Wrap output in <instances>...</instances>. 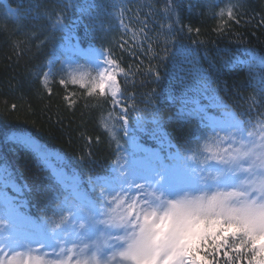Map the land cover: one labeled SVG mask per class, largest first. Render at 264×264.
<instances>
[{
    "label": "trees",
    "instance_id": "trees-1",
    "mask_svg": "<svg viewBox=\"0 0 264 264\" xmlns=\"http://www.w3.org/2000/svg\"><path fill=\"white\" fill-rule=\"evenodd\" d=\"M195 3L0 0V167L16 186L14 203L40 232L45 217L59 222L55 195L68 194L56 171L88 196L90 180L110 175L118 150L102 124L106 116L117 119L119 141L126 145V127L167 170L191 165L210 136L229 144L237 116L247 130L264 128V0H232V17H221L220 5ZM68 36L116 60L118 103L60 83L43 86L47 64ZM122 109L128 110L124 127ZM206 114L226 129L212 133ZM15 133L34 139L48 155L13 143Z\"/></svg>",
    "mask_w": 264,
    "mask_h": 264
},
{
    "label": "snow or ice",
    "instance_id": "snow-or-ice-1",
    "mask_svg": "<svg viewBox=\"0 0 264 264\" xmlns=\"http://www.w3.org/2000/svg\"><path fill=\"white\" fill-rule=\"evenodd\" d=\"M105 71L89 95L109 89L118 103L117 76ZM78 82L83 83L73 80ZM122 111L120 127L128 121V110ZM229 127L235 132L226 138V155L213 154L199 161L200 168L186 164L184 171L172 170L168 182L159 172L137 170L144 182L130 186L142 197L131 203L121 195L123 186L101 187L98 206L69 202L60 222L47 223L45 217L46 231L38 237L29 218L6 209L0 264H264V128L247 130L239 116ZM81 213L87 221H79ZM77 223L87 231L66 226ZM98 231L107 238L94 239Z\"/></svg>",
    "mask_w": 264,
    "mask_h": 264
},
{
    "label": "rangeland",
    "instance_id": "rangeland-1",
    "mask_svg": "<svg viewBox=\"0 0 264 264\" xmlns=\"http://www.w3.org/2000/svg\"><path fill=\"white\" fill-rule=\"evenodd\" d=\"M231 1L232 0H194V2H196L195 4H200L202 6L220 5L221 9L219 11V15L221 17L229 16L228 12L232 10L230 3ZM12 17L14 19L16 18L15 15H12ZM67 38L68 39L65 42H59L56 46L54 54L47 64L46 71L41 79L43 86L49 88L54 83H60V81L63 80L64 83H60L61 85L65 87H75L78 90L85 92L88 96H97L103 98L109 97L114 99L111 96L109 89L105 90L104 95H100L98 89L89 95V90L99 83L102 73L105 76L107 75V72L105 71L106 69L108 71H114L116 76H118L116 66H113L110 62H108L106 56L103 55L100 50L94 48H80L76 41H74L69 36ZM74 79L77 81L82 80L83 83H73ZM116 83L118 84V81H116ZM74 94L75 92L71 91L69 98H73ZM204 122L210 128L212 133L218 132L219 130H215L219 127L225 129V126L222 125L221 120L213 116L206 115ZM102 124L111 137L117 141L118 156L113 162L110 175L90 180L89 185L92 192L91 196H88L84 193L74 192L75 185L72 179L68 178V181L63 184V186H65L68 190L67 196L60 199L57 197V195H55L56 200L59 199L60 201L59 205L57 206V208L60 210V213L61 209L66 207L69 202L74 205L84 204L98 206L99 200L102 199L100 197L101 187H108L109 191H112L116 187L123 186L124 192L121 193V195L128 203H131L132 199L142 197V194L134 186H130L136 183L142 184L144 182L140 176L136 174L137 170L140 169L148 170L152 173L159 172L161 175L166 177V182L171 179L170 171L172 170H167L164 168V165L159 160V155L155 151L142 148L130 136H126V145L117 139V119L114 116H106L103 119ZM9 137L13 143L18 144L23 148H29L33 151H38V155L43 158L48 155V152L42 149L34 139L26 135L11 134ZM233 146L235 147L237 145L233 144ZM224 148H226V146L221 143L219 137L210 136L209 138L202 141L201 146L195 153L196 160L192 162L191 166L196 168L202 167L199 161H202L213 154L226 155V153L223 151ZM211 166L214 168L220 167V165H217L215 161L211 162ZM48 167L54 168V166H52L50 163H48ZM175 170L184 171L185 169L176 168ZM54 174L56 182L58 183H62L63 180L67 178H62L59 172H55ZM209 183L211 184V182ZM15 187L16 186L13 182L8 183L6 181L4 171L0 167V221L7 220L6 209L8 211H14L15 213L25 216L32 221V224L29 225V228L36 229L34 235L38 237L40 235V226L37 225L33 219L21 212L13 201L10 190L15 189ZM221 187L225 188V190L227 189V186L225 185H221ZM108 199L110 200L111 197ZM113 207H115V205H113ZM61 219L62 216L60 219H58L59 222ZM87 219V215L85 213H81L79 221L85 222ZM66 226H71L73 231H87V228L83 230L79 229V223L75 224L74 226ZM99 227L103 229L104 226L100 225ZM4 234V226L0 224V237H3ZM93 238H98L99 240L103 241L107 238V234L98 231L94 233Z\"/></svg>",
    "mask_w": 264,
    "mask_h": 264
}]
</instances>
